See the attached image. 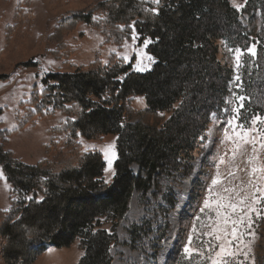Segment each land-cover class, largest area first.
Returning a JSON list of instances; mask_svg holds the SVG:
<instances>
[{"label": "trees", "instance_id": "trees-1", "mask_svg": "<svg viewBox=\"0 0 264 264\" xmlns=\"http://www.w3.org/2000/svg\"><path fill=\"white\" fill-rule=\"evenodd\" d=\"M98 7L103 17L97 27L104 36L133 28L141 40H150L147 49L156 62L151 70L136 72L131 63L115 57L107 63L96 58L42 80V91L30 103L37 113L52 107L67 115L55 131L69 134L71 151L50 157L46 147L48 157L29 165L0 142V162L12 194L10 209L0 210V261L5 264H33L48 248H70L77 240L84 251L78 264H113L111 248L119 241L118 228L135 193L146 202L149 191L163 185L170 191L164 199L175 204L173 184L192 173L214 114L238 83L233 69L219 58L222 44L245 49L251 43L232 0H161L157 6L143 0H106ZM82 22L94 23L92 14L67 16L50 39L62 45V35ZM251 75L249 82L242 78V90L236 92L244 96L242 123L259 114L256 104L263 101L264 65L255 62ZM138 96L145 97L144 113L153 121H135L143 113L132 107ZM6 134L12 135L0 131V139L6 140ZM107 135L117 137L112 182L104 179L103 154L82 151L77 142L79 136L95 140ZM138 228L134 225L132 231ZM174 256V264H198L194 254L174 251L169 257Z\"/></svg>", "mask_w": 264, "mask_h": 264}, {"label": "rangeland", "instance_id": "rangeland-1", "mask_svg": "<svg viewBox=\"0 0 264 264\" xmlns=\"http://www.w3.org/2000/svg\"><path fill=\"white\" fill-rule=\"evenodd\" d=\"M102 1L106 0H0V131L12 133L0 142L26 164L34 165L47 158L46 147H50V157L60 150L66 154L71 151L69 134L55 131L67 115L54 112L52 107L43 114L37 113L38 108L30 103L32 95L42 91V80L48 74L71 72L96 58L107 63L115 57L131 63L136 72H147L156 62L147 49L150 40H141L135 29H120L109 38L103 35L97 27L103 17L98 7ZM143 1L157 6L153 0ZM232 3L241 11V20L251 34V43L245 49L220 46L219 58L233 69L234 81L238 82L234 92L222 110L214 114L206 143L193 161L192 173L181 183L173 184L175 204L164 199L170 191L163 185L152 188L146 202L140 192L135 193L118 228L119 241L111 248L113 264H174L176 256L169 257L174 251L196 255L198 264H213L217 259L222 264H264V171L252 172L254 166L264 168V93H259L263 101L256 104L259 114L244 123L239 117L244 96L236 93L242 90V78L249 82L254 63L264 65V0ZM257 4L262 8H255ZM80 11L91 13L94 23H78L62 35V45L52 41L50 36L60 21ZM255 82L258 83L257 78ZM254 86L257 88L258 84ZM132 107L143 112L135 121L154 120L144 113L145 97H134ZM116 139L115 135L77 139L82 151L97 150L103 154L104 179L109 182L115 175ZM253 156L254 161L250 159ZM134 170L137 172V167ZM213 180L218 183L213 184ZM244 197L247 199L241 203ZM11 199V185L0 162V210H9ZM230 203L238 205L235 212L220 207ZM247 205L255 209L249 213L251 227L248 217H244V223L233 225L232 221L248 211ZM226 219L228 223L224 222ZM134 225L139 228L133 232ZM233 227L237 228L236 238L232 236ZM104 228L109 230L110 225L105 224ZM221 245L235 255L217 257ZM186 247L189 252H185ZM83 253L77 240L70 248H48L33 264H78Z\"/></svg>", "mask_w": 264, "mask_h": 264}, {"label": "snow or ice", "instance_id": "snow-or-ice-1", "mask_svg": "<svg viewBox=\"0 0 264 264\" xmlns=\"http://www.w3.org/2000/svg\"><path fill=\"white\" fill-rule=\"evenodd\" d=\"M153 2L158 4L159 0H153ZM238 7H241V6L238 5ZM152 11H156V9H152ZM133 39H135V35L133 36ZM237 51H239V50H237ZM257 119H259V118L257 117ZM254 151H255V149H254ZM250 159L254 161L256 159V157L253 156ZM109 165H111V160H109ZM259 171H264V168H257L255 166L252 168V172L253 173H256V172H259ZM216 183H218V181L217 180H213V184H216ZM226 191H230V190H226ZM246 199H247V197H244L240 202L243 203L244 200H246ZM255 202H256V200L253 199V203H255ZM207 206H208V201H205V207H207ZM225 206L231 208L233 212H235L237 207H238V205L236 203H230L228 205H223V204L220 205V207H225ZM247 209H248V211L244 213V216H241L240 219H238V220L232 221L233 225H239V224L244 223V217H248V227L249 228L251 227L252 221H251V217L249 216V213L254 212L255 209L251 205H247ZM201 211H203V209H201ZM217 214L219 215L220 213L218 212ZM224 222L228 223V220L226 219ZM213 231H219V229H215L214 228ZM209 234H211V233H209ZM253 235H254V233H253ZM232 236H233V238H236V236H237V228L236 227L232 228ZM217 239H220V237L217 236ZM229 243H231V241H229ZM189 251H190V249L186 247L185 248V252H189ZM223 255H235V253H232V252L228 251L224 247V245H221L220 246V251L216 253V256L217 257H221ZM213 264H222V262L217 259V260H213Z\"/></svg>", "mask_w": 264, "mask_h": 264}, {"label": "crops", "instance_id": "crops-1", "mask_svg": "<svg viewBox=\"0 0 264 264\" xmlns=\"http://www.w3.org/2000/svg\"><path fill=\"white\" fill-rule=\"evenodd\" d=\"M144 98V97H143ZM107 182H109L110 180H106Z\"/></svg>", "mask_w": 264, "mask_h": 264}]
</instances>
